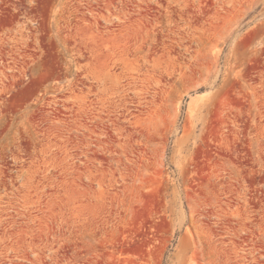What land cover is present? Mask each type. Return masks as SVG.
Instances as JSON below:
<instances>
[{
  "label": "rangeland",
  "instance_id": "obj_1",
  "mask_svg": "<svg viewBox=\"0 0 264 264\" xmlns=\"http://www.w3.org/2000/svg\"><path fill=\"white\" fill-rule=\"evenodd\" d=\"M0 264H264V0H0Z\"/></svg>",
  "mask_w": 264,
  "mask_h": 264
}]
</instances>
